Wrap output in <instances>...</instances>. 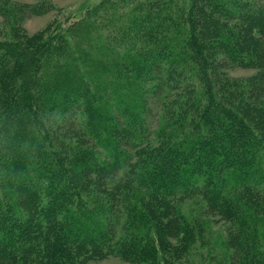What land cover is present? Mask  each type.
Returning a JSON list of instances; mask_svg holds the SVG:
<instances>
[{
  "label": "trees",
  "instance_id": "16d2710c",
  "mask_svg": "<svg viewBox=\"0 0 264 264\" xmlns=\"http://www.w3.org/2000/svg\"><path fill=\"white\" fill-rule=\"evenodd\" d=\"M2 37L0 264H196L197 240L264 264V0H102Z\"/></svg>",
  "mask_w": 264,
  "mask_h": 264
},
{
  "label": "rangeland",
  "instance_id": "374dc122",
  "mask_svg": "<svg viewBox=\"0 0 264 264\" xmlns=\"http://www.w3.org/2000/svg\"><path fill=\"white\" fill-rule=\"evenodd\" d=\"M102 0H0V39L2 36H7L13 27L20 29L23 35L48 34L50 30H55L58 23L62 27H67L72 21L81 18L88 8L95 6ZM29 6H36L39 9L35 12L30 10ZM38 12V13H37ZM256 72L255 69H242L237 68L230 71L232 76H247ZM155 110V109H154ZM155 125V123H153ZM193 204H187L183 207L184 213L197 214L198 218H202L201 211L198 210ZM207 217V216H206ZM208 218V217H207ZM209 221V220H208ZM206 240L210 244H215L219 237L225 235V226L222 222L209 221L206 224ZM198 250L193 251L192 256H195L196 264H220L216 260L217 257L210 258L208 251L205 247H200V240L196 241L195 247ZM219 245H214L212 253L215 256L222 255V250ZM208 256V258H207ZM87 264H134L123 260L120 257L108 256L102 259L89 260Z\"/></svg>",
  "mask_w": 264,
  "mask_h": 264
}]
</instances>
